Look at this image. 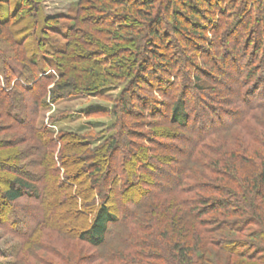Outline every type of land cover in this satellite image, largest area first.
<instances>
[{"label": "trees", "instance_id": "obj_1", "mask_svg": "<svg viewBox=\"0 0 264 264\" xmlns=\"http://www.w3.org/2000/svg\"><path fill=\"white\" fill-rule=\"evenodd\" d=\"M10 14L0 30L32 20L22 27V39L18 31L11 36L25 53L29 39L38 51L22 64L0 54V108L14 126L40 138L48 161L43 172L14 163L20 162L15 155L10 163L0 161V171L14 174L0 179L5 203H48V214L38 219L10 210L1 221L11 234L30 241L37 232L60 236L75 229L78 241L100 250L111 229L132 227L133 234L120 237L131 259L120 251L80 257L79 264H210L209 247L225 255L226 264L232 257L234 264H263L264 123L255 124L257 134L251 122L264 111V0H79L69 32L51 29L68 44L52 53L42 49L38 0H19ZM41 55L51 57L47 68L39 64ZM104 66L110 67L107 74ZM36 75L57 80L44 91L47 101L32 98L37 112L80 95L102 98L106 88L125 85L103 144L90 150L93 139L78 137V148L89 152L83 176L88 185L80 195L69 192L72 178L61 175L64 160L53 154L66 135L54 138L28 116L26 95ZM104 75L117 85L106 84ZM236 129L244 131L245 142L229 149L214 144ZM57 188L68 190L69 208L78 206L83 226L54 223L51 202H64ZM112 195L121 199L114 211ZM250 225L261 229L242 241L231 238ZM218 233L227 235L209 237Z\"/></svg>", "mask_w": 264, "mask_h": 264}, {"label": "rangeland", "instance_id": "obj_2", "mask_svg": "<svg viewBox=\"0 0 264 264\" xmlns=\"http://www.w3.org/2000/svg\"><path fill=\"white\" fill-rule=\"evenodd\" d=\"M18 1L19 0H0V21L9 19V15H11V12H14ZM78 2L79 0H38L39 17L41 19L38 24L40 31L42 30L44 32L42 33L41 40L45 47L42 49H44V51L46 50L47 53H52L58 50L61 51L68 45L64 40V36H57L53 31H51V29L55 27V30H58L66 35L69 32L70 21L77 15ZM46 18H49L51 21L48 19L49 22H43ZM13 21V18L10 19V23ZM27 22L32 23V20L27 19L19 25H11L9 30H0V54L13 64H22L26 62L25 59L35 55V50H37L36 43H34L31 39L26 40L27 42L24 43L25 47H27L26 53L21 48H17L13 41L14 37L12 39L11 33L18 31L19 39H22V37L27 34V32H21L22 27H24ZM53 49L54 51H52ZM47 53L44 55H48ZM44 55H41V57L38 56L37 59L40 60L39 64L42 65L43 68H47L44 64H46V60L51 57ZM23 57H25V59ZM109 68V66H104L102 67V71H106L107 74L108 71H110ZM111 75H115L112 70ZM36 77L37 78L33 83V85H35L34 90L26 95L28 116L31 118L35 117L39 127H46L48 130L53 131L54 138H56L58 133H64V135H66L65 145L60 148L62 145L59 146V144H57L53 154L55 156H62L64 160L66 173H61V175L72 178L71 180L74 184V188H71L69 192L80 195L88 185L87 177L84 178L83 176L84 174L85 176L87 174L84 168L89 164V152H86L88 149H80L77 145L80 141H84L83 139H85L86 142L93 139L90 150H95L103 144L105 139L104 137L107 136V131L114 120L111 115L112 108L115 105L114 101L125 85L121 82L120 86L106 88L103 91L102 98L80 95L56 104H50L47 109H40L37 112V109L31 105L32 98L37 97L39 100H42L45 97L44 99L47 101L48 98L44 95V91L52 88L54 84H56L57 80L52 81L49 76L48 79L37 75ZM104 80L108 85H117L118 83L116 80L107 78V75ZM2 81L3 80L0 79L1 83ZM12 85L13 83L10 82L11 87ZM39 86L40 90L38 88ZM5 87L6 86H4V88ZM237 109L241 111L243 110L240 105H238ZM3 113H5L4 109L2 111V108H0V161L2 160L4 162V160H7L9 162L15 155L18 159H20V162L14 161V163H22L27 165V167H31L30 169L34 171L43 172V168L45 171V169H47L46 165L48 164V161L45 153L39 145L41 142L40 138H35L28 132L14 126L10 120L3 115ZM255 120L257 122L254 124L251 122V125L254 130L257 131V134H259L260 130L257 129L259 127L258 122H260L259 124L264 123V111H261L260 113L258 112V117H256ZM243 132L244 131L242 130L236 129L233 133L220 137L214 144L222 142L223 144L225 143L224 146H227V149H229L233 144H238L239 140L240 142L242 141V143L243 141H246L245 139H247V136L245 134L244 138ZM71 136H76L77 138H72ZM78 137H80V141ZM10 142L13 143V145H8ZM249 144H251L254 149H257L258 147L256 146V143ZM218 145L223 147L222 144ZM224 151V149H220V152ZM49 163L52 162L49 161ZM40 164L43 166L40 167ZM37 166L39 167L37 168ZM194 168L199 170V167ZM83 171L85 173H83ZM90 172L91 170H89V173ZM12 177H14V174L11 172L0 171V179ZM192 180L193 178L191 181ZM43 186L44 182L40 181L38 186L40 188V197L44 195L41 191ZM4 190H6V187L0 181V196ZM57 192L60 196L63 195L64 204H61L57 200V202H51L53 203V208L55 209V214H53L55 218L54 223L59 227L66 226L69 228V226H71L72 229L77 226H83L86 219L75 214L78 210V206L77 209L74 208L73 211L69 208L70 203L67 199L68 190L66 191L64 188H57ZM47 200H49V197H47ZM120 200L121 199L117 196H111L109 205L113 211L118 207L117 204ZM35 202L36 201L31 198H23L15 202L13 205H9L0 197V264H79L80 262L78 259L80 257V259H82V257H87L89 255L97 254L100 256L103 254L105 255V253L107 255L109 253H118L120 251H122L125 255L128 254V259H131L132 256L130 249L129 247L128 249L123 247L124 243L120 237H129V235L133 234L132 227L125 231L117 228L111 231V229V233L106 239V245L100 250H94L88 244L78 241L77 238H75V229L68 234L67 231H62L63 233H61V235L59 234L60 236H57V234L52 230L37 232L35 235L33 234L32 239L31 237L29 238L30 241L14 236L13 233L11 234L10 228L8 229L4 226V224H2V221L6 220L7 216H9L8 214L10 210L23 217H30L34 215L36 219L40 218L42 213L44 215L48 214V203H46V206L40 207L39 203ZM75 202H78L77 205H80L79 201L75 200ZM130 206L131 205H128L129 208H132V206ZM55 224L54 226H56ZM260 229L261 228L256 225H250L244 233L241 235L231 236V238L242 241L245 237H247V234L252 231H260ZM114 233H116L115 236ZM226 235L227 234L224 233H218L209 237L217 238L224 237ZM33 241H35V243H32ZM209 248L211 249L210 254L213 255L210 257V264H226V262H223L225 255H220L221 257H219L217 256V249L212 247ZM244 249L245 248H241L239 251H243ZM262 257L264 258V255ZM232 258V264L237 263L238 260L234 257ZM262 263L264 264V260ZM84 264H88V262L85 260Z\"/></svg>", "mask_w": 264, "mask_h": 264}]
</instances>
